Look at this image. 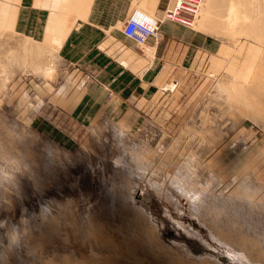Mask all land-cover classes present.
Masks as SVG:
<instances>
[{
    "label": "rangeland",
    "instance_id": "rangeland-1",
    "mask_svg": "<svg viewBox=\"0 0 264 264\" xmlns=\"http://www.w3.org/2000/svg\"><path fill=\"white\" fill-rule=\"evenodd\" d=\"M17 1L0 0V179L6 192L19 197L17 225H22L24 212L28 225L39 231L42 210L56 213L61 220L57 233L63 232L55 243L62 250L66 245L67 254L87 251L92 238L79 242V235L93 226L97 213L104 210L107 216L97 218L105 217V227L116 231L113 221L119 220L121 207H115L110 193L118 188L117 177L123 180L129 174L125 181L131 179L126 183L133 186L128 199L138 190L143 198L127 203L151 210L165 246L173 248V236L180 240L171 214L197 226L204 242L221 251L224 264L244 263L198 222L176 185L201 180L211 182V191L222 186L229 192L230 184L238 182L235 176L253 174L264 188V25L244 30L237 22L223 28L215 10L221 13L219 6L226 0L212 1L209 13L215 18L209 14L210 20L205 18L204 0V12L201 9L193 26L165 20L158 40L140 45L123 36L124 23L135 8L158 6V0H136L125 20L114 18L123 5L112 0H103L100 8V16L108 9L110 19H97L96 0L80 11L79 0H54L53 14L43 11L33 19L26 13L24 27L16 24ZM170 4L166 0L161 13ZM240 8L243 17L250 9L247 3ZM243 17L237 19L242 22ZM60 29L69 34L58 47ZM190 159L188 169L184 162ZM11 179L22 186H14ZM262 202L254 204L261 207L257 211L263 209ZM177 207L184 208L182 215ZM224 211L220 218H232L231 210ZM257 211L262 221L253 212L250 220L239 218L235 224L248 228L263 245L264 209L263 214ZM257 223L261 231L253 227Z\"/></svg>",
    "mask_w": 264,
    "mask_h": 264
},
{
    "label": "bare ground",
    "instance_id": "bare-ground-1",
    "mask_svg": "<svg viewBox=\"0 0 264 264\" xmlns=\"http://www.w3.org/2000/svg\"><path fill=\"white\" fill-rule=\"evenodd\" d=\"M79 1H80L79 5H78L79 11L83 7L88 9V7L90 6V3H91V0H79ZM212 1H214V0L205 1V9H206L205 18L206 19L209 18V20L211 19L210 16L211 17L213 16V14L209 13L211 10ZM216 2L213 3L214 6L217 5ZM255 2H257V0H252V1H249V0H226V2L221 5L222 7L219 6V8H221V11H222V12L221 11H219V12H221V13H218V10L216 7H215L216 10L214 9L217 12V15H220V17H219L220 20H217V22H219V25L222 26L223 28L233 26V25H235V23L240 22L239 24L241 26L239 24L238 25L240 27L244 26V27H242V28H244V30H246L247 28H250L252 30H258V28L262 29V27H263L262 25H264V23L261 24V21H264V1L263 0L259 1L256 6H255ZM246 3L249 5L250 9H249V11H247L245 13V16L243 17V16H241L243 11L240 8V5L246 4ZM137 9L142 10V11L146 12L147 14L153 16L151 13H148V11H146L145 9H142L140 7ZM212 11H213V9H212ZM84 12H81V13L84 14ZM203 12H204V10H203ZM209 14H211V15L209 16ZM79 15H80V12H79ZM240 17H243V19H246L247 21L246 20L243 21V19H242V22L239 21L237 18H239L241 20ZM236 19L238 21H236ZM239 30H241V29H239ZM64 35H66V34H64ZM56 41L58 43V47H60L61 41L59 39H57ZM26 123L28 124V122H26ZM112 137H114V136H112ZM21 138H20V141H22ZM17 139H19V138H17ZM22 142H20V144ZM123 146H125V145H123ZM23 149L25 151L27 148L26 149L23 148ZM29 149H30V147H29ZM31 149H32V147H31ZM20 153H21V151H20ZM22 156H23V154H22ZM23 157H25V156H23ZM28 159H30V158H28ZM190 162H191V159L188 161L186 160L184 162L185 165L187 166V168H188V165L190 164ZM118 164H119V162H118ZM125 164H127V163H125ZM145 164H146V162H145ZM48 168H50V167H48ZM135 168H136V166H135ZM137 168H139V167L137 166ZM187 168H185V169H187ZM119 169H121V168H119ZM133 170H134V168H133ZM50 172H52V171H50ZM127 173H129V172H127ZM178 173H180L183 176L182 172H178ZM137 174H139V173H137ZM128 175H126V176L124 175L125 178H128ZM36 176H37V174H36ZM117 176H119V175H117ZM119 177H122V176H119ZM119 177H117V179H119L117 181L118 188H115L116 191L113 190L114 192L112 191L113 193H110V194H112L111 199H113V201L117 202V206H116V203L114 202L115 207H119L118 204L121 207L119 212H117V215L119 218L118 221L116 220L117 224L113 221V224L116 225L115 226L116 231H114V230L111 231L112 230L111 228H109L110 230H108V228H107L108 225L106 223V221H108V220H106L105 217H102L99 219L97 218V217H100L101 214H103L104 216L105 215L107 216V214L104 210L101 211L100 213H97L98 214V216H96L97 219L95 218L94 219L95 221H93V222H95L96 225L91 221L93 226L91 225V227H88L86 229V232H83L84 234L79 235V240H80L79 242L85 243V240H83V238L89 237V238H92V241H90L91 239L89 240L91 242V244H89V246H88V244L86 243V245L88 246V250L83 251V250L79 249L80 252H79V254L76 253L77 255L75 253H74V255L67 254L66 252L63 251L64 249H66V251L68 250L66 245H65L66 248H63V250H62V246H58L55 243V241H57V238L60 240V237H61L60 233L62 231L61 230V231H59V233H57L58 225L61 223L60 222L61 220H59V217H58L59 215H57L56 213H55L56 215L55 214L51 215L50 213H46V211L42 210L44 213L41 212V214H39L40 216L42 215L41 216L42 221H40V224L37 223L38 224V230H39V231H37V230H34L31 228V224H29L30 226L28 225L27 220H29V217L27 219L26 214L23 215L24 212L22 211L23 212V213L21 212L22 217L20 218L22 225L18 226L17 225V217H15V216H18L17 210H18V208H20V206L18 207V205L20 203L16 201L17 198H19V197H14V194H12L13 195L12 196L8 192H6L4 189L5 185L3 184L4 181H3V179H0V182H1L0 183V225H1V223L3 224L6 220L8 221V222H6V225L4 226L3 230L0 228V264H224V262H222V260L220 258L221 251L218 248L204 242L203 237H201L202 235H200V233L197 232V229H195V227H197V226L192 225L190 222L187 223L180 218L179 219H177L176 217L174 218L171 214H170V217L174 221L173 227H174L178 237H180V240H177V238H175V236H173L172 241H175L173 248H171L170 246H165V243H163L161 241L162 240L161 239L162 238V236H161L162 232H160L159 228L153 223L156 221L157 218L154 217L151 210L149 211L147 207H144V209H145V211H144L142 208H139V207L136 208L135 206H130L127 203V201L130 200V199H128L127 195H128V193L131 192V190L128 188L133 186V185L129 186L130 184H132V183H130L132 181H130L131 179L130 180L127 179V181L128 180L130 181L129 182L130 184H129V183H126L127 181H125L126 180L125 178L123 180H121ZM253 177H254L253 174H248V175L244 176V178L243 177L236 178V176H235L234 178L236 180H238V182H236V183L233 182V184H230L229 192L226 190V188H225V191H223L222 186H221V188L220 187L219 188L213 187V189L211 191L210 190V187H211L210 183L211 182H208V181L204 182L201 180L198 182H193V181L191 182L190 181L187 184H182L179 181V186L176 185V188L178 189V191H180L182 194H184V196L186 195V198L188 199V201L190 203V210H191L190 212H192V214L195 216V218L198 220V222H200L201 225H204L208 229L209 233L211 234V236L216 241L220 242V244L224 245V247L225 246L229 247L232 250V252L234 251L233 253H235V255L237 256V258L240 261L244 260L245 262L243 263V261H242V264H247L246 261L251 262V264H264V244L261 245L259 240L256 238V236H254V235L251 236L250 233L248 232V228H247V230H242V228L244 227V226L242 227V224H240L241 226L239 224H235V222L237 223L240 221L239 218H241L242 220L244 219L245 221H246V219L251 218L250 216L252 214L254 216L253 212H255V215L257 216L256 211H257V209H259L261 207L257 206L259 208H255L254 204L257 203V205H259V204L262 205V203H263L262 200L264 201V188L262 185H257L255 182L256 179H254ZM138 178H139V176H138ZM182 178L184 180V177H182ZM188 178H189V176H188ZM177 179H175V182ZM41 180H43V179H41ZM114 181L116 183L115 179H114ZM187 181H189V180H186V182ZM217 181H220V180H217ZM11 182H13L14 186H16L15 184H17V183H18V185L20 184L18 181H15V179H14V181H12V179H11ZM173 182H174V180H173ZM180 183H181V185H180ZM135 184H137V183H135ZM171 185H173V184H171ZM212 185H213V182H212ZM253 185L255 187H253ZM114 186H115V184H114ZM256 186H258V187H256ZM112 187L113 186H111L110 188H112ZM152 187H153V185H152ZM19 188H21V187H19ZM203 189H204V191L207 190L204 194H203ZM129 190H130V192H129ZM19 192L20 191H18L17 194ZM20 194H22V193L20 192ZM136 196L141 198V201H142L143 194L139 193V190L136 192L135 195L130 196V197H132L131 198L132 200H130V201H134V199L136 200ZM6 199H8V201L10 200V202H8ZM170 200L174 201L173 195H172ZM130 201H128V202H130ZM260 202H262V203H260ZM173 204L174 203H172V205ZM111 208H112L111 210H113V207H111ZM138 208L143 210V211L139 210ZM262 208L264 209V206H262ZM183 209L178 208V210H176V211H178L182 215V213H184ZM263 209H261V211L259 210L257 212L261 213L263 211ZM115 210H116V208L113 210V213L115 212ZM224 210H228V212H230V213L232 211V218L228 217V219H224L223 216H222L223 219L220 218L221 217L220 213ZM229 210H231V211H229ZM147 211L149 212V214ZM213 211H214V213H216V215H213L214 214ZM47 212H49V211H47ZM263 212H262V214H263ZM51 213L53 214V212H51ZM224 213H225V211H224ZM18 214H20V213H18ZM48 214H50L51 216L50 215L47 216ZM58 214H60V216H61L62 213L58 212ZM108 214H110V213L108 212ZM114 214H116V213H114ZM95 215H96V213H95ZM128 215H130V217ZM221 215H222V213H221ZM260 215H259V217H260ZM110 216H111V214H110ZM226 218H227V216H226ZM73 219H72V221H73ZM260 219L261 218H259V220ZM110 220L111 219H109V222H110ZM146 220L147 221L152 220V222L151 221L150 222L154 225H151V223L148 224L147 222H146L147 223L146 224L145 223ZM172 220L169 219V221H172ZM262 220L263 219H261V221ZM103 221H104V223H103ZM193 221H194V219H193ZM256 221H258V220H255V223H256ZM73 222H75V221H73ZM68 223H69V221H68ZM259 223H257V225L253 226V227L256 226L257 231L260 230V229L258 230ZM249 224H251V223H249ZM249 224H247V226ZM105 225H107V227H105ZM238 225H239V227H238ZM262 225H260V226L262 227ZM64 226H66V225H64ZM250 226H248V227H250ZM61 227H63V226H61ZM113 227L114 226H112V228ZM170 227H171V225H170ZM240 227H241V229H240ZM244 229H246V228H244ZM262 230H263V234H264V229H262ZM252 231H253V229L251 230V232ZM75 232H77V231H75ZM253 233H254V231L251 234H253ZM261 235H262V233H261ZM75 236L77 237L76 239L78 240V235L76 233H75ZM169 236H171V235H169ZM62 237L64 240V238L67 236H65V237L62 236ZM68 237H69V234H68ZM185 237L189 238L192 243L195 242L196 244H198L199 245L198 249L195 248V247H197V246H195L196 245L195 243L192 245H188V240H185V241L183 240V238H185ZM87 238H86V242H87ZM77 240H75V241H77ZM262 240H263V237H262ZM262 240L260 238V241H262ZM262 242H264V241H262ZM75 243L76 242H74V244ZM72 246L74 247V245H72ZM75 248H76V245H75ZM201 248L203 249L202 254H200L198 252L199 249H201ZM206 248H209L210 250H207ZM182 252H184L185 254H182ZM70 253H72V251ZM159 253H162V256H164V258L159 256L160 255ZM158 256L160 259L158 258ZM162 259H164L163 260L164 262L162 261Z\"/></svg>",
    "mask_w": 264,
    "mask_h": 264
},
{
    "label": "built area",
    "instance_id": "built-area-1",
    "mask_svg": "<svg viewBox=\"0 0 264 264\" xmlns=\"http://www.w3.org/2000/svg\"><path fill=\"white\" fill-rule=\"evenodd\" d=\"M171 7H167L161 18L151 16L135 8L127 18L123 32L136 43L142 45L150 37L158 40L161 35V24L165 20H172L186 26H193L199 17L204 0H174Z\"/></svg>",
    "mask_w": 264,
    "mask_h": 264
},
{
    "label": "crops",
    "instance_id": "crops-1",
    "mask_svg": "<svg viewBox=\"0 0 264 264\" xmlns=\"http://www.w3.org/2000/svg\"><path fill=\"white\" fill-rule=\"evenodd\" d=\"M158 1H159L158 6H155V7L149 6L148 7L149 9L148 8L145 9L143 7H141V8L145 9L149 13L153 14V16H156V17H157V15L161 16L164 13L165 9L167 7H169V5L165 9H163V12L161 13V11H162L161 6H162V4H164L166 2V0H158ZM135 2H136V0H112L113 5H115V3H120L121 5H123V10H122L121 14L117 17H114V18L125 20L128 17L129 12L131 10V7ZM54 3H55L54 0H19V1H17V18H16L17 27H19V26L24 27L25 26V14L26 13L32 14L33 19L35 18V16L38 13L43 12V11H48L49 14H53V13H51V5ZM151 3H153V2L151 1ZM173 3H174V0H171L170 6H172ZM102 4H103V0H96V17H97V19H100V18L101 19H110L111 16L109 15L110 11H108V9L106 10V13H107L106 15L100 16V14H101L100 8H101ZM54 18H56L55 15H54ZM48 19L52 20V16L48 15ZM32 27L34 28L35 24H32ZM60 30L61 31L59 32L58 35H59V40L62 43V41H64L66 39L67 35L69 34V31L67 33H64V34H66V35H64V34H62L63 33L62 29H60ZM32 34L34 36H37V32H35V31H33ZM122 34L125 38L132 40L131 38L127 37L123 31H122ZM152 40H155L154 37H150L148 39V42L152 41ZM99 46H101V45H97V47H99ZM151 50H153V49H151Z\"/></svg>",
    "mask_w": 264,
    "mask_h": 264
}]
</instances>
